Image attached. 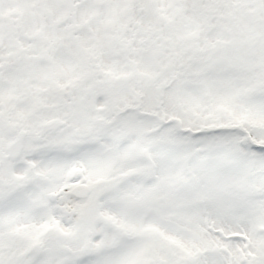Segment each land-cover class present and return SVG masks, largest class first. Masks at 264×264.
<instances>
[{
	"label": "snow or ice",
	"instance_id": "snow-or-ice-1",
	"mask_svg": "<svg viewBox=\"0 0 264 264\" xmlns=\"http://www.w3.org/2000/svg\"><path fill=\"white\" fill-rule=\"evenodd\" d=\"M0 264H264V0H0Z\"/></svg>",
	"mask_w": 264,
	"mask_h": 264
}]
</instances>
